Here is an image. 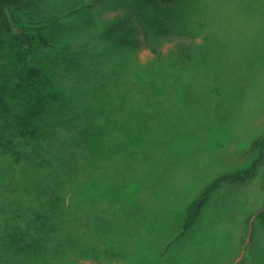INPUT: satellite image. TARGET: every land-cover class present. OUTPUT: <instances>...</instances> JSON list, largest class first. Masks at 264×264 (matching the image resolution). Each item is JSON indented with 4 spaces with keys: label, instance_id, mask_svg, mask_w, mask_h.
Here are the masks:
<instances>
[{
    "label": "trees",
    "instance_id": "1",
    "mask_svg": "<svg viewBox=\"0 0 264 264\" xmlns=\"http://www.w3.org/2000/svg\"><path fill=\"white\" fill-rule=\"evenodd\" d=\"M91 1L100 7H87L73 23L58 20L52 31L39 32L25 19L38 8L45 12V0H0V264H80L82 259L144 264L123 258L116 236L125 234L126 249L147 246L153 236L159 206H147L139 194L149 176L92 173L71 142L79 136L98 143L111 122L113 137L124 133L140 151L150 129L136 124L134 131L119 125L113 112L90 111L78 101L100 95L97 90L104 91L114 74L132 72L138 89L151 90L155 104L163 105L159 95L164 99L175 89L173 77L195 56L192 38L211 28L203 19V9L210 8L204 0ZM165 44L171 47L162 56ZM143 47L154 55L150 63L136 57ZM182 92L177 90L169 106H182ZM213 95L216 90L209 97L215 104ZM260 131L248 144L253 152L248 163L211 178L182 205L174 232H189L225 185L264 171V125ZM260 188L256 218L264 230V175Z\"/></svg>",
    "mask_w": 264,
    "mask_h": 264
},
{
    "label": "rangeland",
    "instance_id": "2",
    "mask_svg": "<svg viewBox=\"0 0 264 264\" xmlns=\"http://www.w3.org/2000/svg\"><path fill=\"white\" fill-rule=\"evenodd\" d=\"M204 2L210 9H203V19L211 28H204L192 38L195 56L173 77L175 89L164 99L159 95L163 105L155 104L157 97L151 90H139V80L132 72L114 74L117 76L111 84L102 86L104 91L97 90L100 95H85L84 101L77 100L90 111L103 115L113 112V119H120L119 125H129L134 130L137 124L150 129L145 132V145L140 151L124 133L120 139L113 137L111 122L103 126L100 142L89 144L88 138L79 136L71 142L80 156L85 155L83 165L92 173H130L137 179V173L145 171L149 176L139 194L147 206L153 202L159 206L153 236L147 246L136 243L137 247L128 249L125 234L118 231L116 236L120 253L130 261L264 264V230L256 218L263 200V170L255 179L228 184L215 192L189 232L172 230L180 221L179 209L211 178L248 163L253 156L248 144L264 125V0ZM45 3V12L36 8V15L25 19L39 32L52 31L58 20L73 23L80 10L87 7H100L91 0ZM203 35L207 36L203 39ZM170 47H162V56L168 55ZM136 57L143 64L154 59L146 47L138 49ZM218 85L221 94L217 92ZM177 90L185 96L179 109L169 106ZM215 90L213 104L209 97ZM120 115H125L124 120ZM79 263L106 264L85 259Z\"/></svg>",
    "mask_w": 264,
    "mask_h": 264
}]
</instances>
